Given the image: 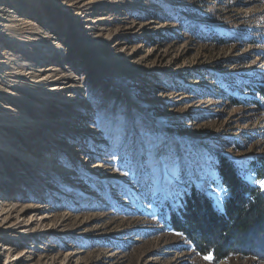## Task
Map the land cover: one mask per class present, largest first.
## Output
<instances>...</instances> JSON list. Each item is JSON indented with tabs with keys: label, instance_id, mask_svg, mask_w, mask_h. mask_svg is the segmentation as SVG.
<instances>
[{
	"label": "rangeland",
	"instance_id": "rangeland-1",
	"mask_svg": "<svg viewBox=\"0 0 264 264\" xmlns=\"http://www.w3.org/2000/svg\"><path fill=\"white\" fill-rule=\"evenodd\" d=\"M53 1L25 7L35 24L47 23L42 35L60 37L57 44L42 42L30 53L12 37L7 46L18 63L72 65L85 89L82 105L73 107L81 116L74 131L51 123L64 120L56 112L71 113V105L59 110L17 90L18 111L40 123L30 129L18 121L0 130L5 145L38 158L0 157L2 198L18 211L34 204L38 219L52 215L47 232L14 240V255L33 258L19 264H57L78 249L82 257L73 264L109 261L111 253L115 264H264L242 255L205 259L167 223L191 184L221 205L219 155L261 187L264 176L257 178L252 164L264 160V96L257 90L264 86V0H86L98 7L81 18ZM105 16L110 28L133 21L154 27L118 45L101 34L87 40L82 19ZM47 52L53 57L43 59ZM32 244L39 247L28 253Z\"/></svg>",
	"mask_w": 264,
	"mask_h": 264
},
{
	"label": "bare ground",
	"instance_id": "bare-ground-1",
	"mask_svg": "<svg viewBox=\"0 0 264 264\" xmlns=\"http://www.w3.org/2000/svg\"><path fill=\"white\" fill-rule=\"evenodd\" d=\"M30 1L32 0H0V130L2 129L3 126L11 129V127L15 125L14 122L17 123L18 121H21V124L25 123L24 126L30 129L37 128L38 126L36 125L40 123L39 121L30 119L31 117L28 116V113L22 111L20 113V111H18L17 102L18 99L22 98V96L17 95V93L15 92L17 90L18 92L21 91L24 93H28L32 96H35L37 99L44 98L47 99V101L50 100L49 103L47 102V104L51 106L55 105L56 107H58L59 110L63 109L65 105L66 106L71 105L72 106L71 113L65 112V114L64 113L62 114L61 112H56L61 117H64V120L66 119L65 122H63L64 120L58 119V120H52L51 123L53 122L52 125L54 127H58L59 126L58 124H62V123L70 124L71 127L69 130L74 131V129L77 127L76 123L78 122L81 116L79 113L78 114L76 113L77 110L75 111L73 110V107L78 108L82 105L81 103L83 102V100L81 101L79 97L80 96L79 92L85 89V85L83 79L80 80V78H78L76 75H73L74 73L72 72L73 66L71 65L68 67H63L59 63H51L46 66L36 65L33 67L31 64L28 63L25 64L18 63V59H19L18 55H16L15 52L9 51L10 48H8L7 46L9 41L12 40V37L13 39L20 37V41H23L27 45V47H30L31 49H29V52L33 53L34 49L36 50L39 48V46L41 47L43 46L41 44L42 42L45 43L44 45L48 46L47 44L49 43L57 44V41L56 42L53 41L55 39L60 41L59 39L60 37L57 35H53L49 33L46 35H42V30L46 27L45 24H47L46 22L45 24L43 22H41L40 24L39 23L35 24L33 20L27 16L25 5ZM39 1H44V0H39ZM53 2L54 3L56 2L55 6L59 9H62V7L64 6L66 9H63L62 10L63 12L75 11L77 18H81L82 15H84V17L90 15L93 12V10L98 7V4H96L95 2L86 1V0H59V1L54 0ZM102 14L105 13L102 12ZM109 19H110L109 16H105L97 19H91L88 17L86 19H82L83 22H81L82 20L79 21L81 23H85V25L82 24L81 26L84 29L82 35L85 38H87V40L94 41L98 39V35L101 34L102 36H104L103 39L105 40H117V45H118L122 43L121 41L122 39L128 40L130 36H138L137 35L138 30L142 32L143 31L147 32V31H151V29L154 27L151 21H143V22L133 21L132 23L129 22L130 24H127L122 27L120 26L117 28H110L104 26L105 23L110 21ZM22 36L26 38L23 39ZM10 47L12 48V46ZM69 47H72L71 43L69 44ZM75 47L76 45L73 44V48ZM37 55L40 54L38 53ZM41 56L43 59H48L53 57V56L51 57L50 52L44 53ZM40 62L41 61H39V63ZM12 91H14L15 93ZM51 123H47V124L50 125ZM10 125L12 126L9 127ZM5 144L6 143L0 141V157L9 155V156H13L14 159L17 157L15 161L16 160L18 161V160H22V157L19 156L20 154L29 160L38 161V158H32L33 157L31 156L32 153L31 154L24 152L19 153L16 150H12L10 146H7ZM23 149L24 150L28 149L29 151L31 147L23 148ZM42 159L43 160L46 159L47 162H52V163L55 162L52 159H50L48 156H44ZM59 166H55V168ZM2 168H3V164L2 161H0V170ZM100 168L102 167H100V165L98 164L97 166L91 169L92 172H95L98 171ZM59 171H61V169H59ZM62 174L68 177L70 176L69 170L63 171ZM5 180L6 178L0 180V188L5 183ZM17 187H19V185ZM28 207L29 208H27L24 211H22L24 208L18 211L16 204L12 201H8L7 199L4 200L2 198V191L0 192V263L1 261H3V264H19L22 260H26V259L28 260V262H31L33 260V258L31 257L32 254L28 255L26 258H25L26 256L25 254L23 255L17 253L14 255V251H15L14 242H16L14 240H20V239L27 240L32 235H34V233L37 230H39L40 232L42 231L47 232L49 230V227L45 228L46 227L45 219L50 218L52 215L46 214L44 216H41L40 219H38L36 218L37 210L34 207V204H28ZM28 211L32 212L29 216L26 215ZM38 222L42 223L40 227L39 225H37ZM38 247L39 246L35 244L30 245V248L32 249L30 251L28 250V253L30 252L33 253L34 251L32 250ZM81 257H82V251H79V249L68 251L64 254L61 260L57 262V264H73L74 261H79ZM107 258H109L110 260L104 261L103 259H96L91 264H115L114 259L117 257L116 254L111 253L108 255ZM27 264H31V263H27ZM51 264H55V263H51Z\"/></svg>",
	"mask_w": 264,
	"mask_h": 264
},
{
	"label": "trees",
	"instance_id": "trees-1",
	"mask_svg": "<svg viewBox=\"0 0 264 264\" xmlns=\"http://www.w3.org/2000/svg\"><path fill=\"white\" fill-rule=\"evenodd\" d=\"M257 90L264 96V86ZM252 166L257 178L264 176V160ZM216 169L217 184L224 189L221 205L191 184L167 223L215 262L235 255L264 261V191L247 182L227 157L218 156Z\"/></svg>",
	"mask_w": 264,
	"mask_h": 264
},
{
	"label": "snow or ice",
	"instance_id": "snow-or-ice-1",
	"mask_svg": "<svg viewBox=\"0 0 264 264\" xmlns=\"http://www.w3.org/2000/svg\"><path fill=\"white\" fill-rule=\"evenodd\" d=\"M259 183L261 185V188H264V180L260 181ZM205 259H209L210 260L211 256H206Z\"/></svg>",
	"mask_w": 264,
	"mask_h": 264
}]
</instances>
